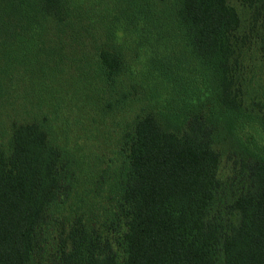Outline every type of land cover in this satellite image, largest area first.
<instances>
[{
  "label": "trees",
  "instance_id": "obj_1",
  "mask_svg": "<svg viewBox=\"0 0 264 264\" xmlns=\"http://www.w3.org/2000/svg\"><path fill=\"white\" fill-rule=\"evenodd\" d=\"M240 1L264 25V0ZM113 18L146 54L130 89L104 100L112 109L129 96L143 103L120 125L107 223L115 240L79 216L51 235L48 208L68 198L73 169L41 124L46 110L6 104L0 264H264V158L242 147L231 194L217 173L214 143L233 135L242 112L233 65L240 18L228 0H0V39L25 36L56 50L88 36L109 94L127 64ZM159 87L165 95L155 105L145 92L155 100ZM260 121L264 128V114Z\"/></svg>",
  "mask_w": 264,
  "mask_h": 264
},
{
  "label": "rangeland",
  "instance_id": "obj_2",
  "mask_svg": "<svg viewBox=\"0 0 264 264\" xmlns=\"http://www.w3.org/2000/svg\"><path fill=\"white\" fill-rule=\"evenodd\" d=\"M228 2L240 18L233 35L237 58V65H233L240 85L242 112L236 117L233 135L220 138L214 147L219 151L218 176L226 193L231 194L242 147L264 158V128L260 121L264 114V25L259 19L252 20V9L240 0ZM108 26L122 42L127 57L126 66L118 75L116 90L109 94L88 36L73 42L68 40L56 50L48 42L36 44L25 36L17 40L14 35L3 44L0 39V120L6 104L7 111L18 104V110L27 107L46 110L47 116H38L41 124L49 140L64 151L73 169L68 198L48 208L51 235L58 222L67 225L79 216L86 226L115 240L116 232L107 223L117 186L120 125L125 122L123 126H126L132 118V115L125 116L126 109L136 111L143 103L141 95L129 96L121 107L112 109L106 107L104 100L130 89L145 64L146 54L135 45L131 31L118 19H111ZM106 30L107 26L101 34ZM152 81L150 78L151 84ZM137 92H141L140 87ZM164 95L165 89L159 87L155 100L152 95L148 99L147 92L145 99L156 105ZM1 141L0 138V145Z\"/></svg>",
  "mask_w": 264,
  "mask_h": 264
}]
</instances>
